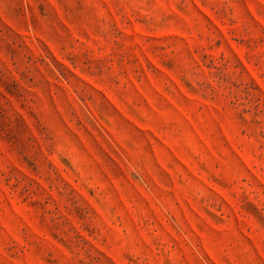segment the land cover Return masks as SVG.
<instances>
[{"label": "rangeland", "instance_id": "rangeland-1", "mask_svg": "<svg viewBox=\"0 0 264 264\" xmlns=\"http://www.w3.org/2000/svg\"><path fill=\"white\" fill-rule=\"evenodd\" d=\"M0 264H264V0H0Z\"/></svg>", "mask_w": 264, "mask_h": 264}]
</instances>
